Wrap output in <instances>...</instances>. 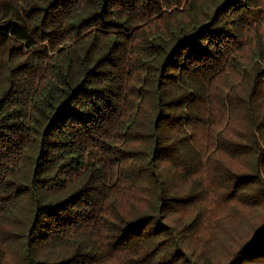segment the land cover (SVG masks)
I'll list each match as a JSON object with an SVG mask.
<instances>
[{
  "label": "trees",
  "instance_id": "obj_1",
  "mask_svg": "<svg viewBox=\"0 0 264 264\" xmlns=\"http://www.w3.org/2000/svg\"><path fill=\"white\" fill-rule=\"evenodd\" d=\"M0 264H264V0H0Z\"/></svg>",
  "mask_w": 264,
  "mask_h": 264
},
{
  "label": "rangeland",
  "instance_id": "obj_2",
  "mask_svg": "<svg viewBox=\"0 0 264 264\" xmlns=\"http://www.w3.org/2000/svg\"><path fill=\"white\" fill-rule=\"evenodd\" d=\"M182 3V2H181ZM180 3V5H179V8L178 9H180V7H181V4ZM19 10V9H18ZM173 10V9H172ZM172 10H166V9H163L160 13H154V14H152L148 19H143L142 21H140L137 25H135L134 26V28H133V32L138 28V27H140L141 25H143L144 23H146L147 21H149V20H151V19H153V18H155V17H157L158 16V14H161V13H171L172 12ZM20 11V10H19ZM20 13V12H19ZM21 15V14H20ZM25 21V20H24ZM87 33V31H85V32H82L81 34H79V35H77V36H71V35H65V36H62V34H59V36L60 37H63L64 39H66V40H68L69 41V44L71 43V41H74V40H77L79 37H82L84 34H86ZM62 47H60L59 49H61Z\"/></svg>",
  "mask_w": 264,
  "mask_h": 264
}]
</instances>
